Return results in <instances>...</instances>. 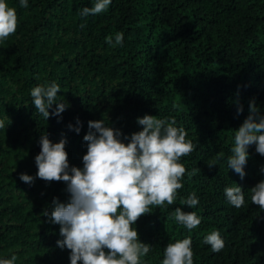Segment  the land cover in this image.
Here are the masks:
<instances>
[{
    "label": "trees",
    "instance_id": "obj_1",
    "mask_svg": "<svg viewBox=\"0 0 264 264\" xmlns=\"http://www.w3.org/2000/svg\"><path fill=\"white\" fill-rule=\"evenodd\" d=\"M6 3L16 10L17 29L0 41V260L15 254L16 264H70V250L57 246L60 225L44 216L54 198L69 201L66 184L19 179L36 177L41 134L52 143L66 139L70 167L83 168L89 121L102 119L130 137L142 131L137 119L149 115L174 118L197 147L179 161L187 172L174 203L150 205L151 214L133 225L140 242L152 246L141 264H161L168 243L188 237L193 264H264V211L250 193L264 180V157L248 147L243 180L227 164L249 102L264 115V0H112L87 17L80 10L96 0ZM53 82L60 86L56 102L68 107L57 117L53 104L46 121L30 93ZM234 186L244 191L240 209L224 195ZM193 192L200 203L181 204ZM176 208L196 212L201 224L189 230L174 222ZM212 231L225 241L219 253L203 243Z\"/></svg>",
    "mask_w": 264,
    "mask_h": 264
},
{
    "label": "clouds",
    "instance_id": "obj_2",
    "mask_svg": "<svg viewBox=\"0 0 264 264\" xmlns=\"http://www.w3.org/2000/svg\"><path fill=\"white\" fill-rule=\"evenodd\" d=\"M112 0H96L92 7H84L80 15L87 17L108 9ZM20 7L27 8V0H20ZM83 27V25H82ZM17 29L15 8L9 7L6 0H0V41L14 35ZM124 34H115V44H123ZM111 44L113 38L106 37ZM60 86L53 82L49 86H36L31 90L32 103L36 112L47 121L49 109L56 104L52 115L59 117L68 107L64 102L57 103ZM243 107L237 109V114ZM258 121V122H257ZM59 122V121H58ZM77 124L80 121L77 120ZM142 131L124 136L121 130L99 121L88 122V133L83 137L87 152L82 157L83 168L69 165L65 150L66 139L52 143L48 135L41 134L40 153L35 157L38 169L36 177L21 174L19 179L26 184H33L36 178L47 182H64L69 201L61 203L53 199V210L44 212L48 222L60 225L57 241L59 248L70 250V264H141V257L151 251L150 245L140 242L138 231L133 228L138 219L151 214L149 206L172 205L177 197V190L187 170L181 157L189 156L197 147L187 131L174 125L171 117L164 119L145 115L137 119ZM5 124L0 120V129ZM72 129V125H69ZM74 130L77 134L80 127ZM123 141H129L125 144ZM255 145V151L264 157V115L256 106L255 100L249 102V115L235 131V143L228 157V168L238 174L241 180L246 173L244 167L249 158L248 147ZM216 161L208 164L211 169ZM200 169L187 173L195 175ZM264 173V168L261 169ZM251 203L264 211V180L251 190ZM227 201L236 209L245 205L244 191L239 186L225 187ZM181 204L195 208L199 203L196 193H191ZM174 222L189 230L201 224L196 212L184 213L176 208ZM203 243L211 246L213 253H219L225 247V241L219 231H212ZM107 250V252L105 251ZM191 237L168 243L164 249L161 264H193ZM18 257L0 260V264H16Z\"/></svg>",
    "mask_w": 264,
    "mask_h": 264
}]
</instances>
